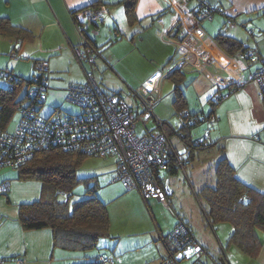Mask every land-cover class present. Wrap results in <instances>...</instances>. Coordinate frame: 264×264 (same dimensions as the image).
Listing matches in <instances>:
<instances>
[{
  "label": "crops",
  "instance_id": "1",
  "mask_svg": "<svg viewBox=\"0 0 264 264\" xmlns=\"http://www.w3.org/2000/svg\"><path fill=\"white\" fill-rule=\"evenodd\" d=\"M93 1L95 0H0V17L8 18L12 24L23 29L21 41L14 35H0V69H8L15 75L28 77L22 71V64L25 61L32 60L33 65L36 60H46L48 68L67 73L75 72L73 74L76 76L75 79H79L78 83H83L85 77H78V73L85 74L87 68L74 54V48L81 46L82 37L75 26L72 13ZM101 1L108 3L101 7V19L96 23L88 24L84 29L87 38L106 61V63L100 61L98 63L100 65L96 64V66H101L102 71L109 69V72L121 75L120 71L121 73L123 71L120 64L127 54L124 50L126 43L132 45L136 40H147L153 42L149 52L151 65L145 69L144 76L139 75L138 81L141 77L143 79L136 84L124 81L127 87H135L141 81L144 83L152 74L161 72V68L155 65L165 62L171 65L170 67H179L185 72L182 89L190 112L204 111L203 106L207 104L205 100L210 95L213 96L217 91L215 89L218 88L223 96L213 107V117L209 121L216 137L213 138L214 142L224 149L222 154L218 152L220 154L218 159L224 155L239 181L264 193V108L259 85L250 79L260 64L256 61L243 62L238 54H227L215 41V35L223 32L235 37L246 46L257 49L259 57L264 58V45H261L264 26L253 22L254 18L259 23L264 22V0H204L212 7L221 8V12H217V15L212 16L210 20L196 23L194 27L185 23L187 28L184 27L180 31L176 29L178 26L176 23L179 19L185 21L187 19L185 15L197 8L199 0H136L134 6L136 20L131 23L128 22L124 6L118 2L119 0ZM229 20L232 21L231 24H227ZM247 26L252 31L250 36H245ZM185 30H190L196 36L199 46L208 55L207 61L200 60L199 63H194L195 58L184 43ZM101 33L109 41L103 49L99 46L103 43H100L99 39L104 41ZM117 44L123 47L121 53L116 54L109 50L104 54L108 46L112 48ZM13 49H16L13 51L14 54L11 53ZM252 62L256 63L253 73ZM183 63L186 64L180 67ZM97 79L105 90L120 92L122 89L118 84L106 85L102 78ZM71 82L76 81L71 80L68 83ZM233 83L238 86H231ZM0 86H7L6 81L1 77ZM48 86L45 103L47 112L43 115L48 116L56 109L67 113L76 111L72 105L65 108L58 104L60 94L65 97L66 87L62 88L60 92H64L60 93L49 92L48 88L54 86L51 88ZM232 87L234 89L231 90ZM195 99L197 104L196 101L194 102ZM215 165L210 170L214 177ZM177 172L176 170L173 173L168 171L163 172L164 174L160 173V181L168 198L174 192L170 189V176ZM184 173V180L190 185L194 195L202 186L214 185L209 182L203 185L199 182L194 184L192 175L187 174L186 169ZM4 180H9L11 183L10 191L6 195H0V256L4 257L5 264H15L12 261L14 257L21 259V264H73L79 259V255L69 256L67 250L53 246L50 229L25 231L21 228L18 221L19 204L37 200L40 196L41 184L35 180H18L13 169L0 171V182ZM120 191L118 190L116 194L123 193ZM195 198L199 202L202 200L196 195ZM144 203L149 205L147 201ZM181 206L180 204V208ZM176 215L179 216L178 213ZM183 221L187 222L194 237L205 246L207 251L205 256L212 262L218 257H224L227 264H264L263 232H259L260 250L255 258H251L231 242L227 245L228 253L225 251V247L220 242L218 228L227 224L226 222L208 227L214 233L220 249L218 257L213 258L210 252L211 247H214L212 238L207 236L205 241H200L190 221L188 219ZM225 226L227 233L229 231V237L233 226L231 224L230 227ZM169 232L156 234L165 238L163 236ZM162 244L164 253L160 256L159 264L168 252L164 242Z\"/></svg>",
  "mask_w": 264,
  "mask_h": 264
},
{
  "label": "built area",
  "instance_id": "2",
  "mask_svg": "<svg viewBox=\"0 0 264 264\" xmlns=\"http://www.w3.org/2000/svg\"><path fill=\"white\" fill-rule=\"evenodd\" d=\"M205 1L199 0V7ZM215 12H220L218 7H208L196 15L189 13L183 21L182 28L189 24L194 27L202 20L210 19ZM75 26L82 37L80 47L74 48V54L80 63H87L89 68L85 72L83 83L71 82L67 85L66 101L72 104L75 112L53 110L48 116L43 115L39 109L25 108L21 119L11 132H0V167L14 166L32 156V154L51 145H59L63 149H74L87 155L115 157V170L112 181H117L126 189H138L144 200L160 201L169 208V200L160 181V173L167 171L173 165L177 171L185 174V166L191 163L187 152L180 153L176 146L182 148L180 134L174 136L178 142L172 141L165 129L164 122L158 119L153 112L160 92L161 82L174 67H169L165 72L154 73L129 96L133 101H128L124 96L114 91L101 87L93 68L98 61L106 63L99 50L85 35L84 29L88 24L101 19V8H85L72 13ZM178 17V16H177ZM180 18V17H179ZM231 20L227 24H231ZM182 30V29H181ZM184 43L195 58L194 63L200 60L207 61L208 55L199 46L193 32L185 30ZM14 54V52H11ZM243 62L259 61L260 65L252 74L251 80L255 81L260 90L264 89V58L259 57L257 49L248 47L240 54ZM38 75L34 76L33 98L36 104L45 102L44 92L47 91L45 72L48 71L46 60H37L34 63ZM7 71L6 69L3 72ZM46 94V93H45ZM153 121L152 128L148 122ZM179 124L185 125L179 118ZM138 125L142 127L138 130ZM202 138H197L196 144ZM185 151V149H184ZM187 178V177H186ZM11 189L9 180L0 182V194H6ZM58 192V191H57ZM244 197H241V200ZM172 207L170 208L171 211ZM1 219V217H0ZM170 239L175 250L162 261V264H182L183 261H198L206 254V248L188 229L187 224L179 219L170 232ZM102 264H112L114 257L101 258ZM21 264V259L15 260ZM0 264H5L0 256Z\"/></svg>",
  "mask_w": 264,
  "mask_h": 264
},
{
  "label": "trees",
  "instance_id": "3",
  "mask_svg": "<svg viewBox=\"0 0 264 264\" xmlns=\"http://www.w3.org/2000/svg\"><path fill=\"white\" fill-rule=\"evenodd\" d=\"M118 2L124 6L128 22L135 21L134 6L136 0H119ZM105 4L108 3L95 0L79 10L85 8L97 9L104 7ZM208 7L212 6L205 1L204 6L199 7L197 5V8L193 9L192 13L196 15L197 12H203ZM219 11L221 12V8H219ZM176 24H178L176 29L180 31L183 23L178 20ZM22 30L21 27L12 24L8 18L0 17V35H14L18 38L17 40L21 41ZM215 41L227 54H238L240 60V54L248 48L235 37L223 32L215 35ZM13 51H16V49H13ZM3 70L0 69V77L6 81L7 86H0V132L6 133L10 132L8 131V125L16 112H20L19 121L22 117L23 109L35 108L40 110L42 105L36 104L37 100L32 95L35 83L34 76L38 75L36 70L35 74L28 77L15 75L8 69L5 72ZM43 74L44 78L47 79L46 72ZM168 76L176 84L173 88L175 116L178 117V121L181 118L185 123V125H182L178 122L177 126L175 125L176 127H174L163 121L168 134L170 136L176 133L180 134L181 141L179 143H181L182 148L184 147L185 151L184 149L183 151L187 152L190 161H193L195 156L201 152L211 148H216L222 154L224 151L223 146L208 140L206 137H203L202 141L196 144L197 139H193L190 132L191 127L200 121H211L213 107L223 96L220 90L215 91L213 96L210 95L208 97L207 102L210 110L207 114H203L202 111L190 112L187 109L188 106L183 89L180 88V83L184 82V74L179 67H175ZM231 86L237 87L238 84L233 83ZM131 91L129 92L130 95ZM46 92H44V95H46ZM115 92L122 95L118 91ZM260 95L264 108V89L260 90ZM125 98L130 102L133 101L132 96ZM86 157L105 158L107 156L96 157L78 150L63 149L59 145H51L48 148L36 150L32 156L17 165L3 166L16 171L18 180H35L41 184V192L37 200L19 204L18 221L23 230L50 229L52 243L55 248L74 252L90 250L96 246L100 238L110 236V217L107 203L97 195L96 183L85 190L86 197L72 202L69 201L72 191L78 184L89 183V178L76 176L77 169L82 165ZM167 171L173 173L176 168L171 165ZM215 178L214 185L207 184L195 191V195L203 198L206 202V208L203 209V213L208 225L213 227L223 221L229 222L233 226V230L228 242L239 247L249 257L255 258L261 247L259 232L264 234V193L239 181L234 175L233 167L228 163L224 155L218 159L215 165ZM242 196L244 198L241 200ZM185 223L187 224V222ZM188 229L192 233L189 226ZM170 232L163 236L165 238H162L168 251L164 259L175 250L170 239ZM98 256L96 259H88L87 261L77 259L78 261H74L73 264H102L101 258L105 256ZM202 257L198 261L188 260L187 264L199 263ZM1 258L5 263L4 257ZM15 260V257L12 258L14 263ZM213 262V264H227L224 257H218Z\"/></svg>",
  "mask_w": 264,
  "mask_h": 264
},
{
  "label": "rangeland",
  "instance_id": "4",
  "mask_svg": "<svg viewBox=\"0 0 264 264\" xmlns=\"http://www.w3.org/2000/svg\"><path fill=\"white\" fill-rule=\"evenodd\" d=\"M216 15L217 12H215L212 16L214 17ZM205 21L206 20H203L202 22ZM253 22L256 25L260 24L262 27L264 26V22L259 23L255 18ZM251 32L252 31L248 26L245 27V36H250ZM101 37L104 39V41L99 39L100 43L103 42L99 46L101 47V49H103L109 41L103 35V33H101ZM152 44L153 42H148L147 40H136V42L132 45L126 43V47L124 50L127 54L126 56H124L125 58L120 64L123 73H121L120 71L121 75H118L117 73L109 72V69L102 71L101 66H96L97 68H93L95 76L97 78H102L106 85L107 83L118 84L119 87H122V89L120 90L122 95L124 97H128L129 92L131 90L138 89L143 81H141L135 87H127L125 82L128 81L131 82V84L132 82L136 84L141 79H143V77H141V79L138 81L139 75L144 76L145 69L151 65V62L149 60V52L152 49ZM261 45H264V37L262 38ZM109 50L110 52L113 51L114 53L119 54L123 51V47L121 46V44H117L112 48L108 46L105 52L103 50L104 54ZM32 62V60H29L25 61L24 64H22V71L27 76H31L36 73ZM99 62L100 61H98L97 64ZM256 62L260 64L259 61ZM83 64L86 66V68H89V65L87 63L84 62ZM184 64L186 63H183L180 67H183ZM251 64V66H253V73L254 65L256 63L252 62ZM155 66L161 68V72L163 73L171 65L164 62L160 63V65L157 64ZM180 71L185 75V72H183L181 68ZM74 73L75 72L67 73L65 71H56L55 69H52L50 67L46 72V82L47 85H49L48 87H54L51 89L48 88V91L60 92L62 88L67 87V85L69 84L68 82L71 80L76 81L75 83H78L79 79H75L76 76H73ZM85 76V74L78 73V77L84 78ZM175 85L176 84L174 80H172L168 75L164 76L161 82L160 97L153 108L154 115L158 119H160L161 121H165L173 126H175L179 122L178 117L175 116L173 108V88ZM183 87L184 83L181 82L180 88ZM215 90H218V88H216ZM61 92L63 93L64 91ZM196 100L197 99H195L194 102ZM205 101L207 104H204L203 106V114H207L210 110L207 99ZM45 103L46 95L45 102L40 110L42 114L47 112ZM58 104L63 107L65 106V108H68L72 105L68 101H66V98L61 94ZM73 107L74 106L72 105V108ZM19 116L20 112H16L8 125V130L14 129ZM153 125V121L148 122L149 128H152ZM141 129L142 127L138 125V130ZM190 132L193 139L203 137H206L211 141H214V139H216L213 133V127H211V123L207 121H200L195 126H192ZM171 137L173 142H178L174 134ZM176 147L178 150H180L181 154L185 153L184 151H182V149L179 148V146ZM219 155L220 154L218 153L216 148H211L195 156L193 162L185 166L184 170L186 169L187 174L190 173L192 175L191 179H193L194 184H196L197 182H199L201 185L206 184L207 182L212 184L215 183V177L213 175V172L211 173L210 170L213 169ZM114 164L115 157L113 155H109L105 158L86 157L85 161L77 169L76 176L80 178H89V183L78 184L72 191V195L70 196L69 201L72 202L76 199L86 197L87 195L85 194V190L96 183L97 195L101 199L107 201L106 203L110 217V236L100 238L97 241L96 246L90 250L76 252L69 250L67 252V255L74 256L75 254H77L79 255V259H81L82 261H87L88 259H96L99 257L98 255H112L114 257V264H159L160 256H162V254L164 253L161 248L163 246V240L161 238L162 235L158 237L156 233L160 232L161 234H166L174 228L175 223L180 218H183L185 221L186 219L190 221L193 230H195V235L200 241H205V237L207 236L212 238L214 247H211L210 249V252L212 253L211 256L213 258L218 257V251H220L219 243L214 233L208 229V227L210 228V226L207 225L208 222L203 213V209L206 208V202L203 200V198L200 202L197 201L190 185L184 180L182 171H178L176 174L170 176V189L174 191L169 198L167 197L170 207H165L160 201L157 200H147V202H149V205L147 206L144 203L145 200L138 189L125 190L120 182L112 181L113 170H115ZM2 169L11 170L8 167H2L0 168V171H2ZM118 190H121L120 192L123 193L119 195L116 194ZM180 204L182 205V208H180ZM171 207L173 209H171L170 211ZM177 213L179 214V216L176 215ZM226 223L227 224H224L218 228V234L221 238L220 242L223 244V247H225L224 249H226L225 251L228 253L229 248L227 245L229 231L227 233L225 225H229L230 227V223ZM187 263V261L182 262V264ZM196 264H213V262L211 259L209 260V258L207 259V256H205L202 257L199 263Z\"/></svg>",
  "mask_w": 264,
  "mask_h": 264
}]
</instances>
